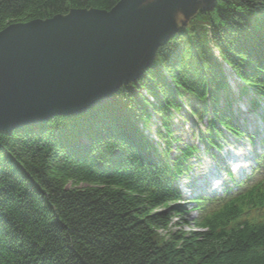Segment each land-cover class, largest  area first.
<instances>
[{"label":"trees","instance_id":"trees-1","mask_svg":"<svg viewBox=\"0 0 264 264\" xmlns=\"http://www.w3.org/2000/svg\"><path fill=\"white\" fill-rule=\"evenodd\" d=\"M119 2L0 0V32L72 10L110 11ZM207 15L217 55L201 27L194 44L180 29L154 66L107 104L0 132V264H264V224L254 217L259 188L206 210L196 231L172 230L185 222H172L183 213L171 204L180 199L173 182L197 152L185 146L177 148L181 158L171 154L174 119L184 111L209 117L208 132H200L205 146L221 127L238 132L233 101L220 102L231 89L214 66L217 56L242 92L264 103V0H219ZM140 125L148 134L155 127L165 149Z\"/></svg>","mask_w":264,"mask_h":264},{"label":"water","instance_id":"water-1","mask_svg":"<svg viewBox=\"0 0 264 264\" xmlns=\"http://www.w3.org/2000/svg\"><path fill=\"white\" fill-rule=\"evenodd\" d=\"M217 0H120L0 32V132L90 112L138 81L157 51Z\"/></svg>","mask_w":264,"mask_h":264},{"label":"rangeland","instance_id":"rangeland-1","mask_svg":"<svg viewBox=\"0 0 264 264\" xmlns=\"http://www.w3.org/2000/svg\"><path fill=\"white\" fill-rule=\"evenodd\" d=\"M219 0H217L216 1V3L218 2ZM215 6H216V4H215ZM215 8V7H214ZM211 11H213V10H199V12L197 13V15L194 17V18H192L191 20H190V28L189 29H184V30H186L187 31V33H188V35H189V33H192V36H189L190 37V40L193 42V44H194V42H195V39H196V36H197V32H198V29H197V27L199 26V27H201V30H204L205 28L204 27H206L205 25H204V23L206 22H208V20H209V18H210V16L208 17V15L207 14H209V13H211ZM209 24V23H208ZM198 25V26H197ZM182 30V29H181ZM200 30V31H201ZM180 31V30H179ZM178 32V31H177ZM204 43H205V40H204ZM209 43V41H206V44H208ZM145 74V73H144ZM143 77V76H142ZM141 77V78H142ZM140 78V79H141ZM132 84V83H131ZM131 84H127V85H125V86H129V85H131ZM124 87V86H123ZM119 91V90H118ZM117 91V92H118ZM188 113L186 112V111H184V112H182V115H181V117H176L175 118V121H174V124H173V128H172V130L174 131V134L176 133V132H178L179 134H180V137H181V139L183 140V141H193V138H192V136H191V132H189L190 130L189 129H187V127H189L190 126V124H191V122L190 121H192V119H191V117H189L188 115H187ZM250 117V119L251 118H253V119H255L256 118V116H249ZM155 121H156V119H155ZM248 125V127L250 126V124H249V122H247V124H246V126ZM153 127V126H152ZM205 127V126H204ZM251 127V126H250ZM154 129H155V127H153ZM202 127L199 125V127H197V129H201ZM146 134L150 137V139H152L153 141H154V137H153V135H154V130H152V132H151V134H148L147 132H146ZM179 136V135H178ZM174 137H177V136H174ZM239 143H244V144H246L247 143V141L245 140V138H243V140H240L239 142H238V144ZM237 144V145H238ZM234 145L235 144H232V147H234ZM232 150V149H231ZM234 150V149H233ZM245 150L246 149H240V151H242V152H244L245 153ZM248 152V151H247ZM208 164V162L207 161H205V162H203V165H207ZM204 168V166H202V169ZM186 200H187V198H185ZM184 199V200H185ZM185 200V201H186ZM193 214V213H192ZM192 214H190L189 216H188V218L189 219H191V217L193 216ZM176 220H174V222H175ZM181 223V226H178V225H174L173 227H172V230L173 231H177V230H182V229H185V230H187V231H190L192 228L191 227H189L188 226V224L187 223H185L184 221H181L180 222Z\"/></svg>","mask_w":264,"mask_h":264},{"label":"bare ground","instance_id":"bare-ground-1","mask_svg":"<svg viewBox=\"0 0 264 264\" xmlns=\"http://www.w3.org/2000/svg\"><path fill=\"white\" fill-rule=\"evenodd\" d=\"M178 32H176L174 35H176ZM173 37V36H172ZM156 60V59H155ZM215 63H217V64H215L214 63V66L215 67H217L218 65L220 66V61H218V60H215L214 61ZM154 64V63H153ZM223 73H228L227 72V70L226 71H222ZM229 74V73H228ZM230 74H234V71H230ZM244 87V86H243ZM243 87H241V88H238L237 89V91L235 92V93H233L232 95H230V96H227L226 98H224V99H222L220 102H223V101H225L226 99H229L230 101H236V99H241V101H240V105L239 106H234V107H238V108H240L242 105H243V100L245 99V96H243L242 95V93H240V89H242ZM241 119L242 118V116H239V117H232V121H235V119L237 120V119ZM237 124H238V120H237ZM241 126H242V124H241ZM244 127V126H243ZM140 128H141V130H142V133L144 134H146V132H147V129L146 128H144L142 125H140ZM20 129V128H19ZM247 129H250V126L249 127H247ZM151 130H155L153 127H151ZM218 143V142H217ZM221 143H218V146H219V150L218 149H212L211 151H209V153H207V152H205V154H209V156H214V157H218V156H223V157H221L222 158V161H223V163H224V166H226V167H228V164L229 163H226V162H231L230 161V158L231 159H234V156L233 155H231V154H228V152H227V154H226V151L225 150H223L222 148H221V145H220ZM204 150V148L202 149V151ZM205 154H204V156H205ZM191 156H193V155H191ZM203 156V157H204ZM208 156V157H209ZM178 157L179 158H181V152H179V154H178ZM248 165H251V162H245V164H243V165H240V166H233V165H231V164H229V166L230 167H232L234 170L235 169H237V171L238 170H245V168H246V166H248ZM213 167H215V166H213ZM192 168H194V167H192ZM240 172V171H239ZM252 172L254 173V175H257V171H256V163H254L253 164V168H252ZM225 177H227V176H225ZM228 179H226V178H224L223 179V181H224V183H225V185H226V188L227 189H231L230 187H231V180H232V177H231V175L230 176H228L227 177ZM199 180L196 182V184L197 185H199L200 184V187H199V189L200 190H202V188L203 187H205V186H210V184H209V182L207 181V176H205L202 172L201 173H199V178H198ZM200 179H201V181H200ZM210 187H212V188H214L213 186H210ZM207 189H208V187H207ZM229 191H232V190H229ZM172 204V203H171ZM200 207V205L199 204H197L196 206H195V209L197 208H199ZM177 208V207H176ZM182 216H179V215H177V214H174L173 215V223H175L177 220H179L180 218H181ZM174 220H176L175 222H174Z\"/></svg>","mask_w":264,"mask_h":264}]
</instances>
